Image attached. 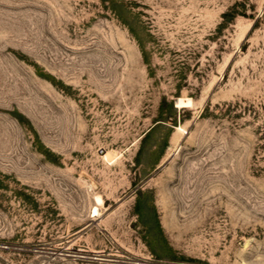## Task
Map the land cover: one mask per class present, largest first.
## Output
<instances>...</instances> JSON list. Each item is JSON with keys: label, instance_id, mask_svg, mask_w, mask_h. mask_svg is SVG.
Returning a JSON list of instances; mask_svg holds the SVG:
<instances>
[{"label": "rangeland", "instance_id": "1", "mask_svg": "<svg viewBox=\"0 0 264 264\" xmlns=\"http://www.w3.org/2000/svg\"><path fill=\"white\" fill-rule=\"evenodd\" d=\"M0 264H264V0H0Z\"/></svg>", "mask_w": 264, "mask_h": 264}, {"label": "bare ground", "instance_id": "2", "mask_svg": "<svg viewBox=\"0 0 264 264\" xmlns=\"http://www.w3.org/2000/svg\"><path fill=\"white\" fill-rule=\"evenodd\" d=\"M190 103H191V100L189 98H181V99H179V102H178L179 105H186V104H190ZM107 155L105 157H107ZM111 160H113V159H111ZM95 211H97V210L95 209Z\"/></svg>", "mask_w": 264, "mask_h": 264}, {"label": "water", "instance_id": "3", "mask_svg": "<svg viewBox=\"0 0 264 264\" xmlns=\"http://www.w3.org/2000/svg\"><path fill=\"white\" fill-rule=\"evenodd\" d=\"M177 102H178V99L175 101V105L177 104Z\"/></svg>", "mask_w": 264, "mask_h": 264}, {"label": "trees", "instance_id": "4", "mask_svg": "<svg viewBox=\"0 0 264 264\" xmlns=\"http://www.w3.org/2000/svg\"><path fill=\"white\" fill-rule=\"evenodd\" d=\"M258 22V21H257Z\"/></svg>", "mask_w": 264, "mask_h": 264}]
</instances>
